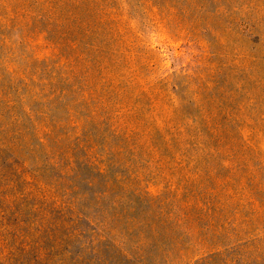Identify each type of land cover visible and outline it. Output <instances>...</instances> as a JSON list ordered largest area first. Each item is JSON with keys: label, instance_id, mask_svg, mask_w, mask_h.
I'll list each match as a JSON object with an SVG mask.
<instances>
[{"label": "rangeland", "instance_id": "374dc122", "mask_svg": "<svg viewBox=\"0 0 264 264\" xmlns=\"http://www.w3.org/2000/svg\"><path fill=\"white\" fill-rule=\"evenodd\" d=\"M215 64L226 65L223 92L234 97L225 105L193 93ZM204 105L221 108L225 125L245 127L264 152V0H0V264H264V186L210 217L163 198L125 219L114 216L120 209L102 213L101 178L91 184L85 166L65 173L55 164L82 162L72 117L89 122L96 144L123 142L127 158L115 129L143 128L153 116L186 123ZM54 125L46 142L44 126ZM167 137L147 149L177 158L146 174L181 191L198 173H166L178 152H192L177 140L168 147ZM105 152L98 157L117 159ZM246 156L245 170L258 173L200 175L263 183L264 153ZM27 181L41 191L52 182L58 205H35Z\"/></svg>", "mask_w": 264, "mask_h": 264}, {"label": "trees", "instance_id": "16d2710c", "mask_svg": "<svg viewBox=\"0 0 264 264\" xmlns=\"http://www.w3.org/2000/svg\"><path fill=\"white\" fill-rule=\"evenodd\" d=\"M225 66V64H215L211 68L214 75H210L194 85V95L196 97H203L204 95L205 99L209 98L210 100L212 98L218 99L220 100L219 105L232 102L234 97L226 96L223 92L227 81V77L222 76L223 72L225 73L224 70H226ZM231 89L233 92L236 91L235 88ZM197 103L195 102V104ZM231 112L235 113L236 111ZM233 116L239 117L242 121L241 114L237 113ZM153 118L152 122L143 128L132 125V127L124 129L125 132L121 129L118 131L115 129L118 133L117 137L121 135L126 143L125 145H128V150L131 151H129L131 153L129 157L123 158L120 157L123 153L120 152L123 149V142L115 148L110 147L111 144H96L91 139L96 134L93 133L92 128H87L89 122L81 123L77 118L73 121L74 117H72L71 121L66 123L67 126L72 125L69 128L74 135L72 153L75 158H80L82 162L76 164L71 160L72 156L70 155L71 157L68 158L70 160L69 164L67 162L61 163L60 160L56 161L55 164H58L59 169L65 173L78 170L79 165L85 166L89 172L88 180L91 184L98 177L101 178L103 183L97 192L96 198L107 203L106 207L102 209V213L105 214L106 211L109 213L111 209H120L114 216L120 215L119 217L125 219L128 218L126 211L145 209L144 204L147 201L152 199L162 201L163 198L178 203L183 209L208 213L210 217V213L215 212L217 208H222L229 202L235 203L236 199L243 201V204L248 203L245 195L253 196L255 190L258 191L259 187L264 186V182H247L240 177L237 180H234L232 176H224L222 179L212 177L208 181L200 175L201 173H258V171L254 172L252 168L249 171L245 170L248 165L246 164L248 161L246 154L250 148L257 154L264 153L263 150L259 146L257 147L251 134L244 135L245 127L243 128L242 125L235 131L232 127L226 126L224 123L226 117L221 108L210 109L205 105L201 106L197 115L186 118V123L168 119L160 120L154 116ZM234 119L231 115L229 116L230 122ZM44 127L48 128L44 134V139L47 142V137L53 134L57 125L51 128ZM166 135L168 136V147L177 145V140L178 145L183 147V151L192 150L190 157L187 159H185L186 155L184 156L182 152H178L179 161L175 163L176 167H171L166 172L175 173L176 170H180L178 173H198L194 179L192 178L193 182L185 180L187 185L181 191L176 188L165 192L164 189L158 187L160 185L150 183V177L146 174L163 173L167 165L177 158L165 159L166 157L161 151H158V148L151 147L149 150L147 149L148 145H153L151 142L155 136L162 139ZM76 151H79V155H76ZM100 151H106V156L116 154L117 159L98 157ZM67 153L71 154L65 149L63 155H67ZM252 166H256V164L254 163ZM92 172L95 173L91 174ZM63 175L64 173L57 175V177L63 179ZM195 182L198 183V188L194 187ZM24 183L31 185L33 188L37 185V183L30 184L28 181ZM41 184H47L50 187L44 191L36 187V190L28 193L29 195L34 193L40 196L38 202L34 204L44 208L47 207V203H51L53 207L58 205L57 198H61L53 191L52 182L44 181ZM217 185H220V187ZM151 186L156 188L153 192L150 190ZM163 194L168 195L164 197ZM229 197L234 199V202L230 201ZM248 199L255 202L251 197H248ZM135 226L132 224L128 227V230L133 229ZM141 241L139 240V242Z\"/></svg>", "mask_w": 264, "mask_h": 264}]
</instances>
